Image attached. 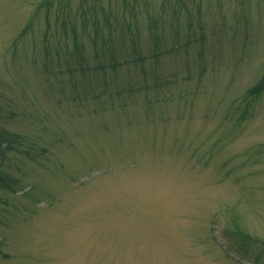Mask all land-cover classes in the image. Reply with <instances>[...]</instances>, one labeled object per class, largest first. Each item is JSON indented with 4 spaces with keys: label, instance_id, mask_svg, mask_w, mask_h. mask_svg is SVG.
Instances as JSON below:
<instances>
[{
    "label": "rangeland",
    "instance_id": "obj_1",
    "mask_svg": "<svg viewBox=\"0 0 264 264\" xmlns=\"http://www.w3.org/2000/svg\"><path fill=\"white\" fill-rule=\"evenodd\" d=\"M0 264H264V0H0Z\"/></svg>",
    "mask_w": 264,
    "mask_h": 264
}]
</instances>
